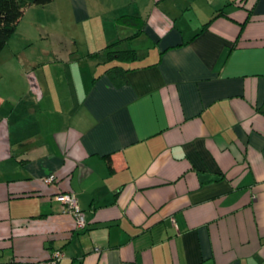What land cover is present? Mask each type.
<instances>
[{
    "label": "crops",
    "instance_id": "0c3cea01",
    "mask_svg": "<svg viewBox=\"0 0 264 264\" xmlns=\"http://www.w3.org/2000/svg\"><path fill=\"white\" fill-rule=\"evenodd\" d=\"M208 5L25 8L70 42L0 59V264L54 250L58 264H264V0ZM123 14L144 19L138 35ZM73 21L80 36L97 24L98 44L131 48L136 63L74 54ZM127 40L145 41L147 59L117 47ZM60 191L75 195L83 228Z\"/></svg>",
    "mask_w": 264,
    "mask_h": 264
},
{
    "label": "rangeland",
    "instance_id": "374dc122",
    "mask_svg": "<svg viewBox=\"0 0 264 264\" xmlns=\"http://www.w3.org/2000/svg\"><path fill=\"white\" fill-rule=\"evenodd\" d=\"M226 0H217L218 7H221L222 3ZM210 7L214 5V0H208ZM221 3V4H219ZM214 7V6H213ZM194 11V10H193ZM190 12L186 15H184V19L192 18L193 20L197 19L198 14L196 13V16L194 15V12ZM183 19V20H184ZM37 21V20H36ZM33 18L30 16V11L24 12L22 17L17 23L15 33L12 37L7 41L3 49L0 51V59L3 60L6 58V56H50L51 50L58 46L61 47H68L69 46V39L62 38L64 42L60 41L55 35L48 34L47 30H42L41 27H39V21L36 22V25L34 24ZM94 24V22H92ZM87 25V24H86ZM47 27V26H45ZM85 27V26H84ZM66 32L75 33L78 35V41L77 44H74V54L80 53V51H83L84 55L86 54V49H89V51H93L92 53H95L98 51V54L96 53L93 56H97L94 59H91L93 63H99V64H114L116 61L107 60V45H105L103 48L98 43L101 40L100 31L97 27V24H94L92 27H89V32L85 33V35L80 36V24H77L75 21H73L72 24H69L67 28H65ZM91 31V32H90ZM62 42V44H60ZM68 43V44H67ZM78 48H77V46ZM112 45V44H110ZM135 46L138 52V60L141 59H147V55L145 54V41H126L125 43H122L121 45L117 46L118 48H127ZM99 47V48H98ZM102 50H101V48ZM100 49V50H98ZM97 50V51H95ZM82 55V54H79ZM110 61L109 63H107ZM136 63V61L132 62Z\"/></svg>",
    "mask_w": 264,
    "mask_h": 264
},
{
    "label": "trees",
    "instance_id": "16d2710c",
    "mask_svg": "<svg viewBox=\"0 0 264 264\" xmlns=\"http://www.w3.org/2000/svg\"><path fill=\"white\" fill-rule=\"evenodd\" d=\"M51 0H0V51L3 49L10 37L13 36L16 26L22 17L26 7L30 5H44ZM242 2L243 0H239ZM223 8L217 10L214 16L202 25L205 28L210 21L218 15H224ZM118 24L129 25L135 29L131 35L136 36L143 28L144 19L139 15L123 14L116 18ZM113 45H107V60H117L120 62H129L136 59V52L129 49H112ZM95 53H90L93 56ZM98 54V53H97Z\"/></svg>",
    "mask_w": 264,
    "mask_h": 264
},
{
    "label": "built area",
    "instance_id": "2783aa9c",
    "mask_svg": "<svg viewBox=\"0 0 264 264\" xmlns=\"http://www.w3.org/2000/svg\"><path fill=\"white\" fill-rule=\"evenodd\" d=\"M54 180V175H48L43 178L45 183H51ZM62 205L64 211L70 212L75 218V224L79 228L85 226V218L77 204L75 195L70 191L57 192L54 196ZM98 249L97 247L95 248ZM62 252L60 250L52 251L48 258L43 260H37L33 264H58L62 258Z\"/></svg>",
    "mask_w": 264,
    "mask_h": 264
}]
</instances>
